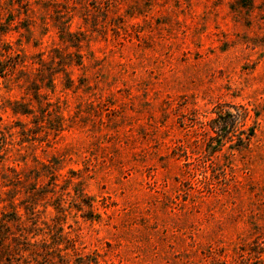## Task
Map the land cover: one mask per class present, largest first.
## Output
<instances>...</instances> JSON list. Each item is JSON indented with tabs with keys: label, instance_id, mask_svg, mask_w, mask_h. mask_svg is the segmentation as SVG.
I'll use <instances>...</instances> for the list:
<instances>
[{
	"label": "rangeland",
	"instance_id": "374dc122",
	"mask_svg": "<svg viewBox=\"0 0 264 264\" xmlns=\"http://www.w3.org/2000/svg\"><path fill=\"white\" fill-rule=\"evenodd\" d=\"M0 57V264H264V0H0Z\"/></svg>",
	"mask_w": 264,
	"mask_h": 264
},
{
	"label": "trees",
	"instance_id": "16d2710c",
	"mask_svg": "<svg viewBox=\"0 0 264 264\" xmlns=\"http://www.w3.org/2000/svg\"><path fill=\"white\" fill-rule=\"evenodd\" d=\"M5 68L6 62L0 57V73L4 72ZM12 68H14V66Z\"/></svg>",
	"mask_w": 264,
	"mask_h": 264
}]
</instances>
